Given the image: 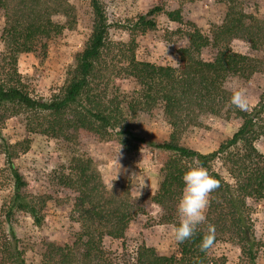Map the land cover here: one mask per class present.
Segmentation results:
<instances>
[{"label":"trees","instance_id":"16d2710c","mask_svg":"<svg viewBox=\"0 0 264 264\" xmlns=\"http://www.w3.org/2000/svg\"><path fill=\"white\" fill-rule=\"evenodd\" d=\"M47 2V0H45ZM20 0L17 8L8 0H0V12L5 23L0 40V114L3 109H22L41 114L44 121L39 133L70 141L76 135L104 137L110 131L138 147H145L165 157L160 171L161 180L152 202L164 212V223L176 226L179 220L177 202L183 189L182 174L192 166H203L220 187L210 194L205 221L197 226L194 236L177 245L172 255H158L153 248L144 246L122 253L106 252L105 238L123 239L131 221L142 208L129 196L109 195L99 176L91 171L87 162L72 160L66 174L55 178L53 184L74 194L70 210L71 221L78 226L74 241L62 245L51 244L50 258L56 264H221L212 254V248L200 251L202 238L214 228L213 246L223 243L236 246L244 264H257L259 245L255 239L247 202H264V159L254 143L264 138V92L247 112L230 103L224 86L229 79L248 81L255 75H264V58L257 59L236 53L229 47L232 40L246 41L255 52L264 49V21L237 12L226 6L223 23L212 36H205L191 25L184 31L186 47L178 50L182 66H157L139 62L133 56L127 60L125 73L140 88L129 101L107 98L103 89L92 84L97 77V66L106 46L109 25L100 0H90L93 13L92 33L84 49L76 56V66L70 82L62 94L51 98H34L23 88L17 73V59L32 53L40 45L60 35L65 29L52 20L44 0ZM164 14L170 22L183 24L180 9L157 5L140 15L129 28L141 34L156 28L155 16ZM214 51L212 59H205L206 51ZM160 107L171 126L167 141H151L124 128V113L149 112ZM225 117L238 123L237 129L217 149L201 153L179 144L181 131L203 115ZM16 115V114H15ZM6 168L13 182V195L5 212L10 223L16 212L31 217L40 227L33 200L24 195L25 182L15 170L8 147H4ZM215 165L219 168L215 169ZM7 256L4 264H26L17 247L14 232L9 231Z\"/></svg>","mask_w":264,"mask_h":264},{"label":"rangeland","instance_id":"374dc122","mask_svg":"<svg viewBox=\"0 0 264 264\" xmlns=\"http://www.w3.org/2000/svg\"><path fill=\"white\" fill-rule=\"evenodd\" d=\"M8 1L10 7L17 8L20 0ZM27 2L29 5L31 0ZM44 4L50 12L54 11L52 20L65 29L48 41L45 49L38 45L34 52L21 54L17 59V73L30 96L48 99L62 94L70 82L76 56L82 52L92 33L94 17L90 0H44ZM100 4L109 28L97 66L96 75L100 74L101 78L97 77L92 85L103 89L107 98L118 97L122 102H128L131 96L136 97L140 90L125 73L130 56L139 62L178 69L183 65L178 50L187 46L183 38L189 26L193 25L211 37L213 30L223 23L226 6L264 21V0H100ZM157 5L180 9L186 26L170 22L160 13L154 18L156 28L153 31L131 33L129 28L136 24L139 16ZM4 23V13L0 12V36ZM229 47L236 53L264 58V49L255 52L244 40H232ZM2 51L0 40V55ZM213 56L214 51L210 49L204 53L205 59ZM235 86L246 89L250 109L256 104L258 95L264 92V75H255L248 81L229 79L224 88L230 97ZM43 117L19 108L3 109L0 114V264H4L7 256L11 230L26 264H56L50 258L49 246L74 241L78 226L69 216L74 194L53 184L55 178L68 172L74 159L87 162L109 195L129 196L142 208L130 222L123 239L105 238L102 241L106 252H130L144 246L153 248L158 255L175 254L174 228L164 223L162 208L152 202L165 157L114 136V131L102 138L76 135L70 141L43 135L38 131ZM124 117V128L139 137L151 141L169 139L171 126L160 107L149 112H125ZM237 126V122L227 121L225 117L203 114L194 124L183 128L179 144L209 153L231 137ZM5 146L15 170L25 182L22 193L33 200L42 218L40 227L35 226L24 212L14 213L10 223L5 222V212L13 195ZM254 146L264 159V138L257 139ZM218 168L215 165V169ZM247 205L259 245L257 264H264V202L249 200ZM211 252L221 264H244L240 250L231 244L219 243Z\"/></svg>","mask_w":264,"mask_h":264},{"label":"clouds","instance_id":"9594fccd","mask_svg":"<svg viewBox=\"0 0 264 264\" xmlns=\"http://www.w3.org/2000/svg\"><path fill=\"white\" fill-rule=\"evenodd\" d=\"M230 103L236 109L247 112L250 102L246 89L235 86ZM181 179L183 189L177 202L179 220L174 227V238L178 244H183L194 236L197 226L206 219L205 211L210 204V194L220 187L219 182L202 165L188 167ZM214 239V228L209 227V234L200 243V251L206 252L213 247Z\"/></svg>","mask_w":264,"mask_h":264}]
</instances>
